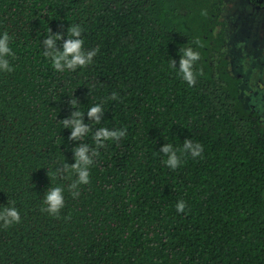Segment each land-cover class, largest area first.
I'll return each instance as SVG.
<instances>
[{"label":"trees","instance_id":"trees-1","mask_svg":"<svg viewBox=\"0 0 264 264\" xmlns=\"http://www.w3.org/2000/svg\"><path fill=\"white\" fill-rule=\"evenodd\" d=\"M225 1L0 0V37L14 53L13 70H0V209L20 214L0 222V264H264L263 104L248 105L245 78L231 72ZM76 24L83 49L99 51L57 72L44 41L61 33L62 50ZM181 47L200 54L194 86L179 75ZM70 99L90 127L81 141L60 122L76 110ZM97 104L99 124L87 115ZM101 127L127 131L98 149L74 198L76 176L48 172L74 164L80 143L94 148ZM186 139L202 156L178 151L180 165L167 167L160 149ZM56 186L59 219L41 211Z\"/></svg>","mask_w":264,"mask_h":264},{"label":"clouds","instance_id":"clouds-1","mask_svg":"<svg viewBox=\"0 0 264 264\" xmlns=\"http://www.w3.org/2000/svg\"><path fill=\"white\" fill-rule=\"evenodd\" d=\"M83 29L80 25H70L67 29L68 38L64 40L62 45V50L56 47V41L63 39L61 33L56 35H49V38L44 41L45 48L44 56L50 58L52 62V67L57 72H63L65 70L75 71L78 67L83 68L92 62L93 57L99 51V48L85 51L83 49L84 41L81 39ZM51 33V29L48 30ZM9 35L7 31L4 32L3 36L0 37V70L11 72L13 69L9 65V61L5 59L6 56H14L11 49L8 46ZM195 43L198 46L200 44L199 40ZM180 61H179V75L184 81L188 83L189 86H194L196 83L197 73L193 71V65L196 61L200 59V54L194 51L191 47H181L180 48ZM170 66L176 69V62L171 60ZM202 74V73H201ZM112 100L118 99L115 92L112 93ZM72 108L76 110L72 112L69 118L60 121L64 128H70L71 135L69 140L81 141L83 137L90 131L88 124L83 121L84 112L79 111L76 108L77 101L70 99L68 101ZM103 113V108L101 105L97 104L88 109L87 115L89 120L94 121L99 124L101 122V115ZM127 129L122 130H109L108 128L101 127L98 128L92 139L95 143V147H90L87 143H80L79 146L72 149L75 154V163L68 165L63 163V165L56 169V172H48V176L57 175L65 176L66 178H71L74 174L76 179L68 185V191L75 198L79 196V186L88 184L90 172L89 168L93 165L94 158L99 155L98 149L104 147V142L108 140H120L125 136ZM203 145L200 143L193 142L191 139H186L183 142L182 147L177 150L170 143H165L159 152L163 153L167 159L164 163L167 167L175 170L181 163V156L178 155V151L181 154H189L193 158L201 157L203 153ZM64 189L60 186L50 187L44 195L43 204L46 207H42L41 211L47 212L48 214L60 218L59 214L61 209L64 207ZM186 204L183 200H180L176 204V210L180 213L185 211ZM70 217H65L68 219ZM0 222L4 228H8L13 224L20 223L19 211L14 206H5L0 209Z\"/></svg>","mask_w":264,"mask_h":264},{"label":"rangeland","instance_id":"rangeland-1","mask_svg":"<svg viewBox=\"0 0 264 264\" xmlns=\"http://www.w3.org/2000/svg\"><path fill=\"white\" fill-rule=\"evenodd\" d=\"M221 22L230 43L231 72L245 78L241 88L246 103L263 104L259 112L264 118V0H226Z\"/></svg>","mask_w":264,"mask_h":264}]
</instances>
